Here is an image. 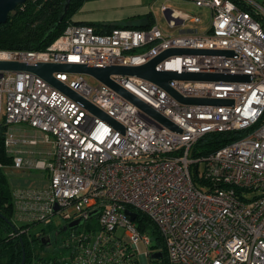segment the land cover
<instances>
[{"label":"built area","instance_id":"built-area-1","mask_svg":"<svg viewBox=\"0 0 264 264\" xmlns=\"http://www.w3.org/2000/svg\"><path fill=\"white\" fill-rule=\"evenodd\" d=\"M185 1L210 11L208 30L198 27L200 17L163 4L174 35L155 24L104 34L70 25L44 51L0 49L3 62L104 67L141 66L169 49L229 51V58L172 55L155 70L249 77L168 82L182 98L232 102L217 106L185 105L149 81L111 76L177 132L95 79L53 75L121 133L41 78L0 71V135L10 167L47 176L43 187L12 190L13 219L61 230L30 264H148L154 230L169 264H264V0ZM233 132L237 138L225 146L191 157L204 136ZM39 144L50 150L33 158ZM138 242L147 250L142 255Z\"/></svg>","mask_w":264,"mask_h":264},{"label":"trees","instance_id":"trees-1","mask_svg":"<svg viewBox=\"0 0 264 264\" xmlns=\"http://www.w3.org/2000/svg\"><path fill=\"white\" fill-rule=\"evenodd\" d=\"M67 0H26L8 17L6 23L0 25V49L21 51H44L70 25H79L73 21V16L86 1L71 0L66 11ZM154 25L151 13L146 15V21L136 27L108 25L102 30L95 25V32L108 33L113 28L146 29ZM239 132L213 133L199 139L191 149V157H201L225 146L237 138ZM12 158L4 148L3 137L0 135V264H21L24 254V264H30L33 258H38L42 251L41 238L48 236L45 228L32 233L37 224H24L17 227L13 222V205L10 188L2 169L11 165ZM195 170V167L193 168ZM137 222L150 228L146 220L138 217ZM154 230V229H153ZM154 242L150 246L151 254L160 253L148 264H169L165 248L156 230ZM50 237V236H49ZM52 240L53 237H50Z\"/></svg>","mask_w":264,"mask_h":264},{"label":"water","instance_id":"water-1","mask_svg":"<svg viewBox=\"0 0 264 264\" xmlns=\"http://www.w3.org/2000/svg\"><path fill=\"white\" fill-rule=\"evenodd\" d=\"M71 0L66 1L64 10L66 11ZM26 0H0V25L6 23L9 15L20 5L25 3ZM181 54H204V55H224L227 58L232 56L229 51H210V50H194V49H169L150 60L148 63L137 67H123V66H91V65H67V64H51V63H29L22 64L17 62H3L0 61V71L3 72H28L31 73L45 82L49 83L53 87L59 89L64 94L81 104L85 109L94 114L96 117L109 122L116 130L123 133V127L106 116L99 109L92 104L84 100L82 97L68 89L64 84L54 78V74L57 73H70V74H83L92 77L99 83L109 87L118 95L132 103L134 106L142 111L147 112L155 120H157L163 127L170 129L171 131L179 132L178 128L174 126L163 116L159 115L156 111L152 110L145 104L141 103L121 86L115 84L111 80V76L122 77H136L146 81H149L156 86L164 89L177 101L185 105H231L229 100H214V99H191L182 98L173 89L168 86V82L171 80H184L192 82H248L249 77L245 75H229V74H205V73H187L177 74L170 71H156L155 67L161 61L172 55ZM125 214L129 216L131 221L135 220L136 214L126 210ZM80 224V221H74L62 228V231L72 229ZM49 236L41 238V245L43 247L48 246ZM160 253H153L151 257H157ZM24 254H22L21 264H24Z\"/></svg>","mask_w":264,"mask_h":264},{"label":"crops","instance_id":"crops-1","mask_svg":"<svg viewBox=\"0 0 264 264\" xmlns=\"http://www.w3.org/2000/svg\"><path fill=\"white\" fill-rule=\"evenodd\" d=\"M145 4L144 0H91L82 4L76 14L73 16V21L79 25H95L101 30L108 25L130 26L136 27L141 24H132L135 20L133 18L138 15H148L151 13L146 7H142ZM163 5V4H162ZM160 5V7L162 6ZM159 7V11H160ZM161 12V11H160ZM155 24L154 13H151ZM165 17V15H164ZM166 19V17H165ZM156 25V24H155ZM159 27V26H158ZM166 29L160 28L163 32L174 35V29H171L166 24ZM35 149V148H34ZM10 167V166H9ZM7 168V167H5ZM28 172L35 179L34 184L25 187H43L46 184V173L40 171H22ZM45 179V182L40 184L39 180ZM15 189H17L15 187ZM12 190H14L12 188Z\"/></svg>","mask_w":264,"mask_h":264},{"label":"rangeland","instance_id":"rangeland-1","mask_svg":"<svg viewBox=\"0 0 264 264\" xmlns=\"http://www.w3.org/2000/svg\"><path fill=\"white\" fill-rule=\"evenodd\" d=\"M145 4L142 7H146L148 11L151 13H154L155 18V24L159 26L162 29H166L167 20L164 17V14L159 11V7L162 4H165L170 9H175L184 13L189 14L190 16H198L200 17V23L198 25L199 28L208 30L210 27V20H211V14L209 10L196 8L192 3L185 1V0H144ZM135 21L132 24H142L146 21V17L144 15H138L137 17L133 18ZM174 33L177 32V29L173 30ZM85 78L87 81L93 85H96L97 82L91 78L90 76H86ZM36 153L32 154L33 158H37V152H40L41 154H45L47 151L50 150L49 146L39 144L36 148ZM2 172L5 174L8 184L10 188L15 189L19 188L20 186H27L34 184V181L36 182V179L29 174L28 172H22L18 170H13L11 167L3 168ZM40 184L42 182H45V179L39 180ZM14 224L19 227L20 225H23V223L17 221L16 219H13ZM55 222V220H54ZM42 228H45L47 233L52 234L53 231L56 230L55 225H51L48 227H44L43 225H37L34 227L31 232L35 233ZM138 248V254L142 255L147 250L143 243L138 242L137 245ZM43 253L45 254L47 252V248L43 247L42 249Z\"/></svg>","mask_w":264,"mask_h":264},{"label":"flooded vegetation","instance_id":"flooded-vegetation-1","mask_svg":"<svg viewBox=\"0 0 264 264\" xmlns=\"http://www.w3.org/2000/svg\"><path fill=\"white\" fill-rule=\"evenodd\" d=\"M61 233V230H55V231H53V233L52 234H49L48 236H50V237H54L55 235H59ZM50 237H49V243L48 244H50Z\"/></svg>","mask_w":264,"mask_h":264}]
</instances>
